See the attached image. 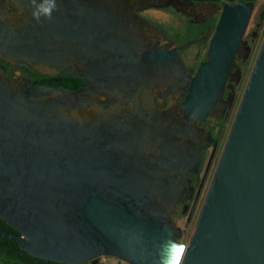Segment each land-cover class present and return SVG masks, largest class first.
Instances as JSON below:
<instances>
[{
    "label": "water",
    "instance_id": "obj_1",
    "mask_svg": "<svg viewBox=\"0 0 264 264\" xmlns=\"http://www.w3.org/2000/svg\"><path fill=\"white\" fill-rule=\"evenodd\" d=\"M56 3L37 22L31 0H0V59L13 65L0 63V219L16 231L0 236L61 264H160L166 241L185 242L172 215L201 158L186 139L222 100L236 54L250 53L243 36L256 2L225 4L195 75L180 55L192 41L151 47L134 12L181 0ZM31 63L83 83H36ZM157 83L181 94L187 121L158 109ZM186 243L183 264H264V36Z\"/></svg>",
    "mask_w": 264,
    "mask_h": 264
},
{
    "label": "flooded vegetation",
    "instance_id": "obj_2",
    "mask_svg": "<svg viewBox=\"0 0 264 264\" xmlns=\"http://www.w3.org/2000/svg\"><path fill=\"white\" fill-rule=\"evenodd\" d=\"M230 2L243 1L181 0L178 7L174 5L138 7L134 12L149 23L144 34L147 44L151 47L170 45L173 49L192 41L188 47L180 50V55L188 69L195 75L201 64L208 61V52L224 13L225 4ZM9 6L16 12L11 3ZM263 30V21L258 22L250 32L247 28L243 40L250 46V53L236 54L222 93V100L215 105L213 114L204 119L194 120L193 126L197 132L191 133L192 135L186 139L188 143L194 144L196 152L201 150V158L197 171L188 174L193 190L190 192L183 186V195L189 199L180 201L172 215V223L181 228L182 233L183 222L190 224L197 220L259 51L264 36ZM0 63L8 69L13 67L2 59ZM24 73L23 70L6 71V75L18 80L29 76L28 72L27 76ZM167 91L168 85L162 83H157L152 88L156 106L162 112L169 111L172 119L178 116L181 120L187 121L188 112L182 109L184 98L179 93ZM101 100L107 101L108 98L101 97Z\"/></svg>",
    "mask_w": 264,
    "mask_h": 264
},
{
    "label": "trees",
    "instance_id": "obj_3",
    "mask_svg": "<svg viewBox=\"0 0 264 264\" xmlns=\"http://www.w3.org/2000/svg\"><path fill=\"white\" fill-rule=\"evenodd\" d=\"M231 1H247V0H231ZM257 2L258 0H252ZM33 80L39 84H47L51 86H62L69 90H76L82 84L81 78L61 71L57 75H42L37 72L34 74ZM0 230H11L16 232L6 222L0 219ZM89 261L83 264H90ZM0 264H61L41 258L34 257L23 250L13 240L0 236Z\"/></svg>",
    "mask_w": 264,
    "mask_h": 264
},
{
    "label": "clouds",
    "instance_id": "obj_4",
    "mask_svg": "<svg viewBox=\"0 0 264 264\" xmlns=\"http://www.w3.org/2000/svg\"><path fill=\"white\" fill-rule=\"evenodd\" d=\"M31 4L34 8L33 18L37 22H41L42 17L51 19L52 13L58 10L56 0H41L39 3L38 0H31ZM188 249L189 244L186 242L166 241L162 245L160 264H183Z\"/></svg>",
    "mask_w": 264,
    "mask_h": 264
},
{
    "label": "rangeland",
    "instance_id": "obj_5",
    "mask_svg": "<svg viewBox=\"0 0 264 264\" xmlns=\"http://www.w3.org/2000/svg\"><path fill=\"white\" fill-rule=\"evenodd\" d=\"M262 14H264V0H258L256 2V7L253 12L251 21L249 23L248 32L252 31L258 22L263 21L264 23V18H262ZM263 34H264V30H263ZM31 65L34 68L35 72L42 74V75H57L59 73V71L56 68L51 67L46 64H41V63L32 64L31 63ZM19 74L20 72L18 73V75ZM27 74H28L27 71H25L24 75L27 76ZM181 226L183 228L182 240H184L185 242H188L190 237L194 234L195 227H196V221H193L190 224L183 222ZM90 264H94V261ZM97 264H129V263L123 260L114 258V257H101L98 259Z\"/></svg>",
    "mask_w": 264,
    "mask_h": 264
},
{
    "label": "snow or ice",
    "instance_id": "obj_6",
    "mask_svg": "<svg viewBox=\"0 0 264 264\" xmlns=\"http://www.w3.org/2000/svg\"><path fill=\"white\" fill-rule=\"evenodd\" d=\"M177 251L179 252V251H182V250H177Z\"/></svg>",
    "mask_w": 264,
    "mask_h": 264
}]
</instances>
